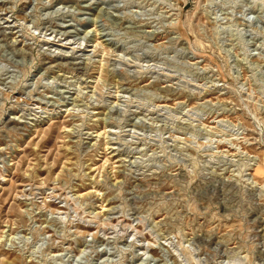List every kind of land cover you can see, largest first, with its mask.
<instances>
[{
    "label": "rangeland",
    "instance_id": "rangeland-1",
    "mask_svg": "<svg viewBox=\"0 0 264 264\" xmlns=\"http://www.w3.org/2000/svg\"><path fill=\"white\" fill-rule=\"evenodd\" d=\"M0 264H264V0H0Z\"/></svg>",
    "mask_w": 264,
    "mask_h": 264
}]
</instances>
